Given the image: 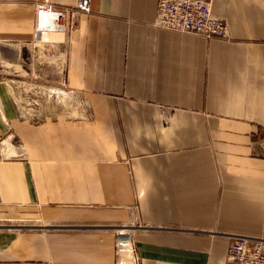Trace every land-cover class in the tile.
Instances as JSON below:
<instances>
[{"label":"crops","instance_id":"1","mask_svg":"<svg viewBox=\"0 0 264 264\" xmlns=\"http://www.w3.org/2000/svg\"><path fill=\"white\" fill-rule=\"evenodd\" d=\"M75 1L0 0V74L55 109L0 81V264H226L215 234L264 237V0H212L223 40ZM38 4L69 31L33 39Z\"/></svg>","mask_w":264,"mask_h":264},{"label":"built area","instance_id":"2","mask_svg":"<svg viewBox=\"0 0 264 264\" xmlns=\"http://www.w3.org/2000/svg\"><path fill=\"white\" fill-rule=\"evenodd\" d=\"M212 0H156L152 26L182 34L223 40L227 37L226 23L210 12ZM75 10L90 13L89 0H76ZM35 28L33 39L42 33L65 35L67 24L66 10H57L48 4L34 6ZM3 140L0 141V146ZM226 241V264H264V237L236 233H217ZM123 240V239H121ZM121 242V241H120ZM121 247L122 243H119Z\"/></svg>","mask_w":264,"mask_h":264},{"label":"rangeland","instance_id":"3","mask_svg":"<svg viewBox=\"0 0 264 264\" xmlns=\"http://www.w3.org/2000/svg\"><path fill=\"white\" fill-rule=\"evenodd\" d=\"M59 38L60 37H57L55 40L58 41ZM5 44H6V46H10V45H12V41H8ZM25 63H28V61H26ZM41 63L44 64L43 62H41ZM13 79H17V80L28 82L29 79H31V78L23 77V76L21 78H14V77H12V75H5V74L2 75V74H0V81L2 80L4 82H6L7 84H9L8 89L10 90V96L12 97V100H13L14 104L16 105L19 114L22 117L29 118V117H32V116L33 117L34 116H40V115L45 114L46 112L55 110V109H50V108L37 107L38 104H42L39 101L43 100L41 98H43L44 95L42 93H40V92L33 93V94H30L29 91H19V92H17L14 89L15 87H14V85L12 83ZM30 101L31 102L32 101H34V102L38 101V103H37V105H35L34 103H32L33 105H30V103H28ZM65 110L72 117H78V116L82 115L83 112H84L83 109H72V108H70V109H65ZM15 144H16V142H15ZM3 145L5 146L4 148L8 149V147H9L8 142H4L3 144H1L0 147H2ZM4 154L6 155V154H8V152L4 153Z\"/></svg>","mask_w":264,"mask_h":264},{"label":"bare ground","instance_id":"4","mask_svg":"<svg viewBox=\"0 0 264 264\" xmlns=\"http://www.w3.org/2000/svg\"><path fill=\"white\" fill-rule=\"evenodd\" d=\"M42 34H47V35H49V34H55V33L49 32V33H42Z\"/></svg>","mask_w":264,"mask_h":264}]
</instances>
